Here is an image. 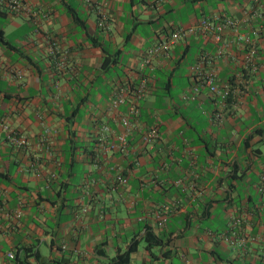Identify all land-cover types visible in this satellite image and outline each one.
I'll list each match as a JSON object with an SVG mask.
<instances>
[{
    "label": "crops",
    "instance_id": "obj_1",
    "mask_svg": "<svg viewBox=\"0 0 264 264\" xmlns=\"http://www.w3.org/2000/svg\"><path fill=\"white\" fill-rule=\"evenodd\" d=\"M21 2L35 17L0 5V264L25 248L27 264H110L145 229L160 243L139 241L127 264H264V1ZM215 15L249 43L194 34L141 67L169 30ZM200 53L199 71L229 83L224 102L191 70Z\"/></svg>",
    "mask_w": 264,
    "mask_h": 264
},
{
    "label": "built area",
    "instance_id": "obj_2",
    "mask_svg": "<svg viewBox=\"0 0 264 264\" xmlns=\"http://www.w3.org/2000/svg\"><path fill=\"white\" fill-rule=\"evenodd\" d=\"M88 1V0H86ZM264 1V0H262ZM0 5L7 8L9 11H13L15 13H22L26 14L27 16L35 17V11H31L26 5H24L21 0H0ZM97 26L100 28H106L107 24V17L104 12L100 11L98 14V19L96 22ZM238 22L231 18V17H220V16H204L199 18L196 22L191 25L183 26V27H175L167 32V34L158 40L156 43L151 45L145 51L143 57L141 58L140 65L141 67L147 66L151 64V61L156 58L160 57L168 52L170 47L176 43L180 38H185L190 35L199 34L202 36H210L214 41H219L221 39V33L224 29L231 30L235 36L237 41H245L249 43L247 37L240 35L238 33ZM56 48V47H54ZM255 49L251 44L247 51L244 53V59L248 63L251 60V57L254 55ZM210 62L209 57L205 53H200L197 57V65L193 66L191 70L199 71L198 67H200L203 63ZM200 72V71H199ZM198 74V73H197ZM198 78L200 79L199 83L202 86H205L208 93L214 96L220 102H224L228 99L232 93L231 88L228 82H221L219 83L216 78L215 71L212 69H208L204 72H200L198 74ZM144 92V84L142 83L136 89V98L141 97ZM197 92V87L194 85L188 95H183L185 98H193ZM125 102V96L122 91L116 93L113 97H111L109 101V107L115 108L118 105ZM128 114L133 116L134 118L138 115V106L137 103L134 101L130 102L128 108ZM121 124L124 126V129L119 134L115 135V142L111 145L114 146L120 152H124L127 142H126V134L129 130L131 123L128 121L127 117L122 116L120 118ZM2 129L6 130L9 135V140L15 146H24L26 145V139L24 136L15 133L8 129L6 125H2ZM153 131H147L143 134L142 139L147 141L152 136ZM118 181L124 182L125 179L122 177H117ZM234 236L233 231H229L221 235V238L224 240H228ZM238 244H243L244 240L242 238L237 239ZM9 257H13L12 255H8Z\"/></svg>",
    "mask_w": 264,
    "mask_h": 264
},
{
    "label": "trees",
    "instance_id": "obj_3",
    "mask_svg": "<svg viewBox=\"0 0 264 264\" xmlns=\"http://www.w3.org/2000/svg\"><path fill=\"white\" fill-rule=\"evenodd\" d=\"M0 38H1V32H0ZM141 240L144 242L145 248H149L153 244L160 243V239H158L150 230L145 229V231L141 236L130 239L127 246L122 252L117 251L115 257L110 261V264H127L131 252H133L136 249L137 244ZM21 251H22L21 254L19 253V250H16L14 252L12 258L13 264L28 263L29 253L27 252V249L25 248ZM33 255L36 256V253H34Z\"/></svg>",
    "mask_w": 264,
    "mask_h": 264
},
{
    "label": "rangeland",
    "instance_id": "obj_4",
    "mask_svg": "<svg viewBox=\"0 0 264 264\" xmlns=\"http://www.w3.org/2000/svg\"><path fill=\"white\" fill-rule=\"evenodd\" d=\"M184 70V69H183Z\"/></svg>",
    "mask_w": 264,
    "mask_h": 264
}]
</instances>
